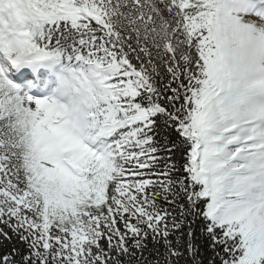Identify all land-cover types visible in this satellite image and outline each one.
Masks as SVG:
<instances>
[{"label":"snow or ice","instance_id":"obj_1","mask_svg":"<svg viewBox=\"0 0 264 264\" xmlns=\"http://www.w3.org/2000/svg\"><path fill=\"white\" fill-rule=\"evenodd\" d=\"M0 264H264V0H0Z\"/></svg>","mask_w":264,"mask_h":264}]
</instances>
